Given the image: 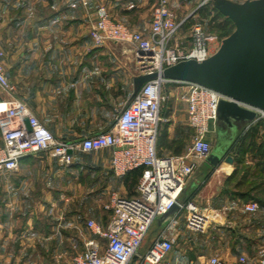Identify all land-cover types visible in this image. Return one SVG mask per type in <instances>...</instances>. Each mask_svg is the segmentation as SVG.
I'll return each instance as SVG.
<instances>
[{
	"label": "crops",
	"instance_id": "1",
	"mask_svg": "<svg viewBox=\"0 0 264 264\" xmlns=\"http://www.w3.org/2000/svg\"><path fill=\"white\" fill-rule=\"evenodd\" d=\"M197 1L177 3L186 9ZM153 3L0 0V59L13 86L9 92L0 90V99L24 102L61 140L78 141L110 129L138 89L143 73L131 45L112 41L98 45L90 36L91 26L103 7L115 21L147 36ZM162 85L166 98L160 114L165 121L158 128L156 152L184 157L193 136L186 89L171 81ZM241 138L245 151L240 153V167L248 170L247 181H257L264 190V121L239 105L236 110L225 109L206 135L210 153L222 155L217 164L189 158L194 169L180 199L191 200L210 212L212 219L228 223L227 256L221 259L228 264H264V198L245 200L229 193L239 176L227 180L235 172V146ZM110 153L109 148L77 151L72 164L61 167L48 152H37L20 158L15 171H0V264H59L82 251L89 235L85 220L101 224L107 220L100 207L104 198L111 192L125 197L135 194L137 181L128 188L125 176L112 173ZM226 156L233 158L231 164L224 162ZM250 201L258 204L256 211L243 209ZM57 254H62L60 262Z\"/></svg>",
	"mask_w": 264,
	"mask_h": 264
},
{
	"label": "built area",
	"instance_id": "2",
	"mask_svg": "<svg viewBox=\"0 0 264 264\" xmlns=\"http://www.w3.org/2000/svg\"><path fill=\"white\" fill-rule=\"evenodd\" d=\"M206 1L210 0L203 3ZM191 15L176 20L168 0H154L150 32L146 36L115 21L100 7L90 30L93 41L98 45L104 41L131 45L143 75L156 74L141 85L127 106L116 114L113 126L104 132L78 141L61 140L24 102L0 99V171H15L20 158L37 152H48L57 165L66 167L72 164L74 152L104 148L111 150L110 169L115 176L140 170L134 196L111 192L105 205L109 212L106 222L85 220L84 228L89 235L83 240L82 251L59 264H228L216 255L195 260L173 256L172 251L181 218L186 230L199 234L206 231L212 220L207 210L200 209L191 200H181L180 192L194 169L189 158H206L210 153L206 135L218 118L219 102L230 101V97L194 82L171 80L186 89V114L193 129L192 141L184 157L158 155L155 148L159 125L165 121L160 114L161 103L166 98L161 86L168 81L160 73L181 61L209 57L224 38L208 31L199 20L191 22L184 31L183 25ZM0 90H13L1 59ZM238 105L256 112L258 119L264 121V110L244 103ZM173 206L176 208L167 222L157 229L154 237L145 241L142 249L154 221ZM257 208L254 201L243 205L247 212ZM61 258L62 254L55 255L57 262ZM239 261L244 262V258Z\"/></svg>",
	"mask_w": 264,
	"mask_h": 264
},
{
	"label": "water",
	"instance_id": "3",
	"mask_svg": "<svg viewBox=\"0 0 264 264\" xmlns=\"http://www.w3.org/2000/svg\"><path fill=\"white\" fill-rule=\"evenodd\" d=\"M218 1L213 0V3L232 22V32L221 40L209 57L201 61H181L165 68L160 76L168 81L194 82L230 97V101L219 102L217 119L224 116L225 109H239L238 103L264 110V0L230 2L224 6ZM154 76L156 74L142 75L136 92ZM25 124L28 126L27 120ZM221 158L222 155L212 152L205 161L216 165ZM223 159L229 164L233 162L231 156ZM175 208L173 206L162 214L158 221L174 212Z\"/></svg>",
	"mask_w": 264,
	"mask_h": 264
},
{
	"label": "rangeland",
	"instance_id": "4",
	"mask_svg": "<svg viewBox=\"0 0 264 264\" xmlns=\"http://www.w3.org/2000/svg\"><path fill=\"white\" fill-rule=\"evenodd\" d=\"M169 2V8L171 9V12L173 15H175L176 19L184 18L185 16H188L190 14H193L189 16V20L198 18V15H194L197 7L200 5H203L204 0H198L196 3H192L186 7V9H183L181 6L178 5V0H168ZM245 0H219L218 3L221 6H224L227 3L230 2H237L241 3ZM212 5L216 8L218 13L221 14V12L218 10V6L213 3V0H210ZM222 15V14H221ZM192 19V20H193ZM186 28V27H185ZM162 90H164V86L162 85ZM254 181V180H251ZM249 185L251 183H248ZM247 185V183H246ZM245 189V187H244ZM110 195V194H109ZM109 196L104 198V201L102 204H100V207L103 211H105V214L109 215L108 210L105 209V205L108 203ZM103 199V198H102ZM224 216V214H223ZM167 221L164 220L162 224L157 225L152 224L150 229L148 230V236L146 237V240H144V246L149 238H152L156 234V229L161 228ZM228 223L226 221H217L216 219H212L207 226V229L204 233H193L185 229L184 227V221L181 218L179 220V225L176 228V236L173 243V251L172 254L174 256H179L182 258H192L195 260H203L205 257L209 255H216L221 258H225L227 256V244H226V235H227V228ZM146 241V242H145ZM193 241V242H192Z\"/></svg>",
	"mask_w": 264,
	"mask_h": 264
},
{
	"label": "trees",
	"instance_id": "5",
	"mask_svg": "<svg viewBox=\"0 0 264 264\" xmlns=\"http://www.w3.org/2000/svg\"><path fill=\"white\" fill-rule=\"evenodd\" d=\"M194 15H198V18L191 19L189 18L186 20V23L183 25V28L187 27L191 22L195 20H199L200 22L205 24V28L208 31L217 33L220 37H226L228 36L232 30H233V24L232 22L225 16L218 13L216 8L212 5L210 1H206L203 3V5H200L197 7L196 11L193 12ZM193 15V14H192ZM244 140L241 138V141L237 142L235 146V152L238 153V155L235 157V172L230 175V177L227 180H230L231 178H234L235 175L239 174V176H236L235 182H233L231 189H229L230 195L236 198L241 199H254L257 201H260L262 198H264V190L259 188L257 181H247L246 176L248 173V170L245 169V167H240V164L243 161V158L240 156L241 152H244ZM262 170H264V166L261 167ZM140 174V170L136 169L133 170L125 175V182L128 186V188H131L135 185L138 177ZM247 183V185H246ZM248 183H251L250 185ZM245 187V189H244ZM193 242V241H192Z\"/></svg>",
	"mask_w": 264,
	"mask_h": 264
}]
</instances>
